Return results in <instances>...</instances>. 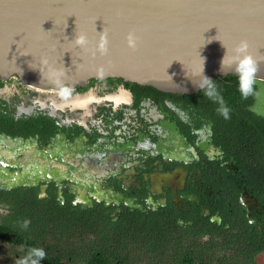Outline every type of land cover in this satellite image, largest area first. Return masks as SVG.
I'll return each instance as SVG.
<instances>
[{
    "label": "flooded vegetation",
    "instance_id": "af4514ba",
    "mask_svg": "<svg viewBox=\"0 0 264 264\" xmlns=\"http://www.w3.org/2000/svg\"><path fill=\"white\" fill-rule=\"evenodd\" d=\"M257 83L234 126L220 116L214 132L193 101L148 86L90 78L44 91L0 78V264L31 248L40 264H94V215L166 224L155 252L124 229L131 262L264 264Z\"/></svg>",
    "mask_w": 264,
    "mask_h": 264
},
{
    "label": "water",
    "instance_id": "95a60500",
    "mask_svg": "<svg viewBox=\"0 0 264 264\" xmlns=\"http://www.w3.org/2000/svg\"><path fill=\"white\" fill-rule=\"evenodd\" d=\"M81 34L84 46L74 42ZM242 40L264 82V0H0V78L44 91L115 78L192 94L236 75L229 58ZM12 66L61 77L33 84Z\"/></svg>",
    "mask_w": 264,
    "mask_h": 264
},
{
    "label": "trees",
    "instance_id": "16d2710c",
    "mask_svg": "<svg viewBox=\"0 0 264 264\" xmlns=\"http://www.w3.org/2000/svg\"><path fill=\"white\" fill-rule=\"evenodd\" d=\"M209 84L213 87L209 88ZM210 92L212 93L211 95H209ZM170 96L183 98L186 101H193L198 111L202 112V116L209 114V118L212 119L214 124L212 127L214 132L220 131L217 121L220 116H224L222 114H224L223 109L225 107L228 109L227 115L233 118L231 124L234 126V118L236 117L234 110L238 107V104L244 105L251 98V94L246 97L240 94L237 75L214 77L199 91L187 95L173 94ZM230 130L233 131L234 128ZM96 213L98 212L94 209V214ZM138 219L136 222L128 223L125 221L118 226H114L109 220L98 218V216L94 215V236L96 237L94 239V264H115L117 261L119 264L131 262L125 256L128 242L126 238L129 237L124 232L126 227H130L131 230L135 229L136 235L144 237V246L147 251L155 252V250H158V244L161 240L167 243L165 239L161 238L165 236L164 229L166 228V224L153 215L143 220L140 218V223L136 225ZM108 229H116L117 232H107L109 231ZM136 242L138 243L139 241L137 240ZM131 264L140 263L134 261Z\"/></svg>",
    "mask_w": 264,
    "mask_h": 264
},
{
    "label": "clouds",
    "instance_id": "9594fccd",
    "mask_svg": "<svg viewBox=\"0 0 264 264\" xmlns=\"http://www.w3.org/2000/svg\"><path fill=\"white\" fill-rule=\"evenodd\" d=\"M74 42L77 45L84 46L86 39L84 35H79L74 38ZM126 43L129 47L135 46V37L129 34L126 37ZM222 45V44H221ZM106 46L105 35L101 36L97 42V50L103 52ZM223 46V45H222ZM247 42L240 41L236 44L232 50V55L229 58V64L232 70L237 75L238 90L242 96H248L253 93L254 74L257 70L256 61L247 52ZM224 64V54L220 60V67ZM208 80V78H205ZM213 86L209 84V88ZM212 93L210 92L209 95ZM225 118L227 117L228 109H223ZM44 251L42 248H31L25 254L24 257L20 258L19 264H40V261L44 258Z\"/></svg>",
    "mask_w": 264,
    "mask_h": 264
},
{
    "label": "bare ground",
    "instance_id": "6f19581e",
    "mask_svg": "<svg viewBox=\"0 0 264 264\" xmlns=\"http://www.w3.org/2000/svg\"><path fill=\"white\" fill-rule=\"evenodd\" d=\"M12 67L18 69L22 77L24 79L29 80L30 82H33V84H44V83L48 84V83H52L53 81H56L57 78L61 77V76L38 72V71L25 69L21 67H16V66H12Z\"/></svg>",
    "mask_w": 264,
    "mask_h": 264
},
{
    "label": "rangeland",
    "instance_id": "374dc122",
    "mask_svg": "<svg viewBox=\"0 0 264 264\" xmlns=\"http://www.w3.org/2000/svg\"><path fill=\"white\" fill-rule=\"evenodd\" d=\"M256 99L257 103L259 104L264 99V83H257L256 84Z\"/></svg>",
    "mask_w": 264,
    "mask_h": 264
}]
</instances>
